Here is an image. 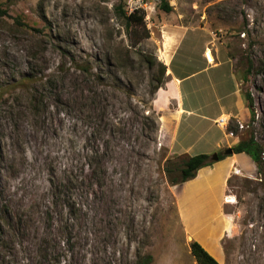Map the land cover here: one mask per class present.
I'll list each match as a JSON object with an SVG mask.
<instances>
[{
  "label": "rangeland",
  "instance_id": "1",
  "mask_svg": "<svg viewBox=\"0 0 264 264\" xmlns=\"http://www.w3.org/2000/svg\"><path fill=\"white\" fill-rule=\"evenodd\" d=\"M141 2L142 41L120 14L129 0H0V264H136L144 253L151 264H197L177 210L185 182L163 172L179 161L160 139L176 104L155 105L167 81L151 94L158 68L141 54L163 63L164 32L199 25L234 54L254 99V119L228 125L263 147L254 177L228 180L222 264H264V0H168L171 12ZM85 145L107 153L103 166L86 159L95 174Z\"/></svg>",
  "mask_w": 264,
  "mask_h": 264
},
{
  "label": "crops",
  "instance_id": "2",
  "mask_svg": "<svg viewBox=\"0 0 264 264\" xmlns=\"http://www.w3.org/2000/svg\"><path fill=\"white\" fill-rule=\"evenodd\" d=\"M162 41L167 82L164 94L154 103H162L167 110L174 99L176 107L169 116L162 113L160 139L172 155L206 154L212 159L240 140L228 131L229 120L250 115L233 60L206 25L169 27ZM220 118L225 124L218 123ZM234 170L254 177L257 166L245 152L213 160L183 183L176 196L178 215L189 238L220 264L225 260L221 241L230 229L224 198Z\"/></svg>",
  "mask_w": 264,
  "mask_h": 264
},
{
  "label": "trees",
  "instance_id": "3",
  "mask_svg": "<svg viewBox=\"0 0 264 264\" xmlns=\"http://www.w3.org/2000/svg\"><path fill=\"white\" fill-rule=\"evenodd\" d=\"M160 8L164 10L165 12H171L173 7L169 4L168 0H160ZM8 14L7 10L2 9L0 7V16H6ZM121 16L125 20V26L127 31H139L141 30V35L139 40L142 41L144 39L149 38L150 32L146 27L145 23V17H144V12L141 9L134 10L132 12H128L126 7H121L120 11ZM138 40V42H139ZM228 55L230 59L234 58V54L228 52ZM141 64L145 67H147L149 70H152L155 66H157L158 71L157 74L153 76L152 78V86L150 89V92L152 95H154L162 86L163 84L167 81V76H166V66L164 63H158L156 62L154 57H151L149 55L141 54ZM91 67H86L83 68V72L85 74L90 73ZM253 70V63L252 61H249L248 66L242 73L241 79L243 81H246L251 74ZM97 76V75H95ZM99 81H104L106 78L104 76H97ZM245 100L247 102V107L250 111L251 114V119H254V99L251 95V93L246 92L243 93ZM99 95L98 97H100ZM102 108L104 109L105 106L103 105ZM154 111V110H153ZM155 113L153 112V117L155 119L154 124H158V120L155 118ZM105 116V114L102 116V118ZM228 131L232 132L235 134L237 131L235 130L234 127H231L228 125ZM85 150L86 153L84 155V159H89L90 161L96 159V163L99 166H103V159L106 158L107 153H101L99 149H93V148H88L85 145ZM233 153H242L245 152L249 156L252 157L254 162L258 165L259 169L262 168V153H263V147L262 145L254 138V135L250 133L246 138H241L237 144H235L232 147ZM223 152L218 153L219 160L223 159L226 157ZM179 161L177 163L172 162V160L167 159L166 164L163 167V172H165L168 175L169 182L172 184H178L182 182H186L188 180H191L196 177L198 171L206 166H209L213 163V160L209 155L206 154H199L195 156H189V155H177L176 156ZM87 161V160H86ZM90 161L86 162L87 169L90 170L91 174H95L97 171L91 166L93 164L90 163ZM170 163L173 164L171 167L174 166L172 169L170 167ZM176 164V165H174ZM94 166V165H93ZM175 171H178L180 174L178 177H171L172 173ZM101 179V178H100ZM191 253L194 256V258L197 261V264H219V262L197 241L193 240L191 242ZM59 254L56 255V258ZM137 262L136 264H151L153 262V255L144 253L142 255L137 254Z\"/></svg>",
  "mask_w": 264,
  "mask_h": 264
},
{
  "label": "built area",
  "instance_id": "4",
  "mask_svg": "<svg viewBox=\"0 0 264 264\" xmlns=\"http://www.w3.org/2000/svg\"><path fill=\"white\" fill-rule=\"evenodd\" d=\"M129 3H130V4L127 6V10H128V12H132V11H134V10L141 9V7H143V8L146 7L145 5H142L141 0H129ZM218 123H219V124H225V120H224V118H220V119L218 120ZM231 134H233V133L231 132Z\"/></svg>",
  "mask_w": 264,
  "mask_h": 264
},
{
  "label": "water",
  "instance_id": "5",
  "mask_svg": "<svg viewBox=\"0 0 264 264\" xmlns=\"http://www.w3.org/2000/svg\"><path fill=\"white\" fill-rule=\"evenodd\" d=\"M233 153V150L231 147L227 148L225 151H224V154L225 155H231ZM213 160L217 161L219 159L218 157V154H214V156L212 157Z\"/></svg>",
  "mask_w": 264,
  "mask_h": 264
}]
</instances>
